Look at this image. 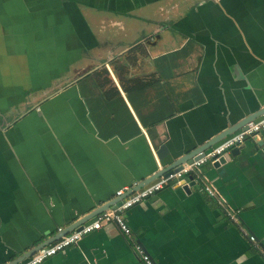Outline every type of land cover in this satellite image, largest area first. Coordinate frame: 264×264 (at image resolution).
I'll return each instance as SVG.
<instances>
[{
  "label": "crops",
  "instance_id": "obj_1",
  "mask_svg": "<svg viewBox=\"0 0 264 264\" xmlns=\"http://www.w3.org/2000/svg\"><path fill=\"white\" fill-rule=\"evenodd\" d=\"M263 110L264 0H0V264ZM201 169L235 220L186 175L40 264H264V150Z\"/></svg>",
  "mask_w": 264,
  "mask_h": 264
},
{
  "label": "built area",
  "instance_id": "obj_2",
  "mask_svg": "<svg viewBox=\"0 0 264 264\" xmlns=\"http://www.w3.org/2000/svg\"><path fill=\"white\" fill-rule=\"evenodd\" d=\"M263 129L264 114L247 122L242 128L214 144L208 151L200 152L201 155L198 158L191 162L181 164L180 168L173 169L166 174H161L153 181L129 193L126 192L135 186L137 184L136 182L129 187L117 190L115 196L120 198L118 203H113L107 209L81 224L79 228L60 236L58 239L38 249L31 256L21 260L17 264H40L45 259L64 251L67 247L77 244L84 236L108 224H113L125 237L130 238L132 230L125 218L126 211L156 194L164 187L179 183L186 175L193 176L192 180L201 183L202 190L206 195L217 199L219 204L226 209L228 216L235 220L236 211L226 207L225 199L222 195L212 185L205 182L201 167L206 163L214 164L219 162L221 158L226 159L232 149L240 147L247 138H253ZM57 230L61 231V228L58 227ZM249 239L250 241H254L253 236H249ZM133 251L137 255L140 264H156L140 243L133 242Z\"/></svg>",
  "mask_w": 264,
  "mask_h": 264
},
{
  "label": "water",
  "instance_id": "obj_3",
  "mask_svg": "<svg viewBox=\"0 0 264 264\" xmlns=\"http://www.w3.org/2000/svg\"><path fill=\"white\" fill-rule=\"evenodd\" d=\"M260 114H264V110L262 111V113ZM254 117V116H253ZM253 117H248L247 119H244L243 121H241V123H238L234 126H231L225 130H223L222 132H220L219 134L213 136L212 138H210L205 144H203L200 148H198L195 152L191 153V155L186 154L185 156L181 157H171L173 156L172 153H170V151H168V149L166 148L165 145H161L160 148L157 150V156L160 160H162L163 158H165L166 156L171 157V161L170 163H167L165 165H163V167L160 169V171H158L157 173L151 175L150 177H147L146 179H144L143 181H141L140 183H137L135 186H133L129 192L134 191L135 189L142 187L143 185L153 181L155 178H157L158 176H160L161 174H166L169 171L173 170V169H178L181 167V164L186 163V162H191L192 160L198 158L201 154L200 152H206L208 151L214 144H216L217 142H219L220 140H222L223 138H225L226 136L230 135L231 133L235 132L236 130L242 128L247 122L255 119ZM253 140L255 141V143L258 146H261L262 149L264 150V139L261 137L260 134H257L256 136L253 137ZM237 150V148H234L231 150L232 153H234ZM225 159L221 158L219 162L214 163L215 166H219L220 164L224 163ZM191 178V177H190ZM178 186H182L184 189H186V191H189V185H187L186 180L183 179L181 180L179 183H177ZM126 192V193H129ZM120 198H117L110 204L112 205L113 203H118ZM110 205H106L105 207H102L100 209H97L96 211H94L93 213H91L90 215L83 217L82 219H79L75 224H73L72 228H70L69 230L66 229L64 232L60 231L59 235H55L53 239H49L48 241H44L43 243L38 244L37 246L29 249L28 251L22 253L19 257L15 258L14 260H12L11 262L7 263V264H17L18 262H20L21 260L31 256L33 253H35L38 249L42 248L43 246L53 242L54 240L58 239L60 236L64 235L67 231H70L71 229H77L81 226V224L84 222V220H87L88 218H91L93 216H95L96 214H98L99 212L105 210L107 207H109Z\"/></svg>",
  "mask_w": 264,
  "mask_h": 264
}]
</instances>
